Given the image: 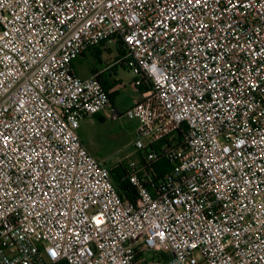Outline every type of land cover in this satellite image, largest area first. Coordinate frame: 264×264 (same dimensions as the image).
<instances>
[{
    "label": "built area",
    "instance_id": "built-area-1",
    "mask_svg": "<svg viewBox=\"0 0 264 264\" xmlns=\"http://www.w3.org/2000/svg\"><path fill=\"white\" fill-rule=\"evenodd\" d=\"M119 41L124 112L71 67ZM106 108L135 202L78 135ZM62 262L264 264V0H0V264Z\"/></svg>",
    "mask_w": 264,
    "mask_h": 264
},
{
    "label": "rangeland",
    "instance_id": "rangeland-1",
    "mask_svg": "<svg viewBox=\"0 0 264 264\" xmlns=\"http://www.w3.org/2000/svg\"><path fill=\"white\" fill-rule=\"evenodd\" d=\"M107 48L102 50L96 59L92 54L85 53L84 56L75 60V68L79 76L89 73V69L93 67L99 68V61H112L116 54L115 45L107 42ZM119 75L116 84L123 85L124 88L118 89L114 96V104L119 112H124L131 107L134 99L140 97L139 93L132 87L134 74L128 69L118 68ZM106 119L100 124H92L88 126L86 123L82 125V136L86 144L92 150V155L100 164L111 168L119 163H127L131 159H137L138 151L134 147L136 140L134 134V122L121 119L116 123H112L107 119V111L102 112ZM110 132H113L110 134ZM143 144L147 143L146 139H141ZM201 264H204L201 262Z\"/></svg>",
    "mask_w": 264,
    "mask_h": 264
},
{
    "label": "crops",
    "instance_id": "crops-1",
    "mask_svg": "<svg viewBox=\"0 0 264 264\" xmlns=\"http://www.w3.org/2000/svg\"><path fill=\"white\" fill-rule=\"evenodd\" d=\"M105 48H107L106 46H103V47H100V50H105ZM87 53H90L92 54L93 52L90 51V52H87ZM93 55V54H92ZM117 54H115L112 58V61H106V62H101L99 61V68L97 67H93L91 69H89V73L87 75H84V76H79V74L77 73V70L75 68V64L76 62L73 61L72 62V70L74 71V73L79 77V78H82V79H86L88 77H90L91 75H96L97 78L99 77V81L100 83L104 86V88L107 90V92L109 93V96H110V101H111V105L116 109L115 107V104H114V96H115V93L118 91V89L120 88H124L123 85H120V84H116V79H117V76L119 75L118 73V68H125L123 66V64L121 63L120 60H116L115 61V57H116ZM94 56V55H93ZM99 56V55H98ZM95 57V56H94ZM94 71V72H92ZM138 91L140 92V88L138 89ZM137 91V92H138ZM138 92V93H139ZM139 98L137 99H134L132 104L134 103V101H137ZM131 104V106H132ZM103 111H107V119L110 121L109 117H108V114H109V109L106 108L105 110ZM102 111V112H103ZM100 113L94 117H90V118H85L83 119L80 124H79V128H78V135L80 137V140H81V143L83 145V147L87 150V152L92 156L94 154H92V150L90 148V146L88 144H86V142L84 141L83 139V136H82V132H81V129H82V124L83 123H88L87 125L88 126H92V124H96L97 122L102 124L105 122V115L103 113ZM93 122V123H92ZM112 122V121H110ZM97 123V124H98ZM112 123H116V122H112ZM135 127H136V123H134V130H135ZM113 132H110V134H112Z\"/></svg>",
    "mask_w": 264,
    "mask_h": 264
},
{
    "label": "trees",
    "instance_id": "trees-1",
    "mask_svg": "<svg viewBox=\"0 0 264 264\" xmlns=\"http://www.w3.org/2000/svg\"><path fill=\"white\" fill-rule=\"evenodd\" d=\"M102 46L103 45H101L100 47H102ZM100 47L90 49L87 52L92 51L93 52L92 54L95 56L96 59H98V55L102 51V50H100ZM115 52L117 54L115 57V61L120 60L121 63L123 64L122 61H123L124 56L126 55V50L124 49V47L120 41L118 43H116V45H115ZM82 56H84V54L81 55V57ZM123 66L126 67L124 64H123ZM92 72H94V71H92ZM97 79L99 80V77ZM102 87L105 91H107L103 85H102ZM147 88H148V84L146 82H143L142 86L140 87V91H144ZM176 141H180V136H178ZM152 149L155 151L156 150L158 151L159 147L158 146H156L155 148L152 147ZM137 157H141L140 153H138ZM152 165H153V168L159 174L170 169L169 165L167 164V161L159 155H158V159L155 162H153ZM108 170H109L111 179L113 181V184H114L116 190L118 191V193L120 194V196L122 197V199L125 201H134L135 202L136 201V192H135V189L132 187V185L128 181L126 163L116 164V165L112 166L111 168H108ZM59 264H66V263L62 262Z\"/></svg>",
    "mask_w": 264,
    "mask_h": 264
}]
</instances>
